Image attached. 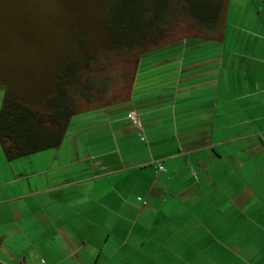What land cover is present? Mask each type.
Segmentation results:
<instances>
[{
    "label": "crops",
    "instance_id": "1",
    "mask_svg": "<svg viewBox=\"0 0 264 264\" xmlns=\"http://www.w3.org/2000/svg\"><path fill=\"white\" fill-rule=\"evenodd\" d=\"M2 154L0 264H264V0H228L221 40L145 55L131 97L73 116L60 147Z\"/></svg>",
    "mask_w": 264,
    "mask_h": 264
},
{
    "label": "trees",
    "instance_id": "2",
    "mask_svg": "<svg viewBox=\"0 0 264 264\" xmlns=\"http://www.w3.org/2000/svg\"><path fill=\"white\" fill-rule=\"evenodd\" d=\"M227 4L228 0H113L104 18L106 34L97 48L91 45L92 37L83 31V22L75 18L67 33L75 36L73 30L76 31L83 51L75 62L70 61L56 70L53 87L47 88L50 92L55 88V91L44 102L43 95L48 93L39 92L37 83L41 79L35 77L39 67L34 61L38 58L34 59L33 55V64L29 63L26 47H44L50 44L49 38L44 40L43 46L38 34L26 23L13 22L11 35L0 32V69L4 67L3 62L11 67L6 68V93L0 110V145L6 159L12 161L60 147L73 116L95 107H90L94 88L107 89L110 79L104 76L107 69L104 62L109 61L112 54L120 52L131 60L138 52V58L131 86L127 82L118 98L106 104L131 97L135 73L145 55L188 37L221 40ZM183 17L188 19V34L173 39L168 30L179 28ZM124 76L127 81L128 75ZM83 98L87 99L86 104ZM87 103L89 105L83 108Z\"/></svg>",
    "mask_w": 264,
    "mask_h": 264
},
{
    "label": "rangeland",
    "instance_id": "3",
    "mask_svg": "<svg viewBox=\"0 0 264 264\" xmlns=\"http://www.w3.org/2000/svg\"><path fill=\"white\" fill-rule=\"evenodd\" d=\"M113 0H0V32L6 35H11L13 32L12 23L16 21H22L26 25L35 31L42 45L44 46V40L49 38L47 48H53L52 51L44 52L37 51L34 47H26L29 56L28 62H31L33 55L34 59L38 57L37 61H34L36 65L41 66L43 69H52L57 63V67H62L67 64L68 61H73L80 56L83 51L81 43L78 39L76 31L73 30L75 36H71L72 33L67 31L71 25V22L78 19L82 21V29L86 32V36L92 37V46L97 48L102 45L103 35L106 34L105 17L106 11ZM186 18V17H185ZM184 17L180 19V24L176 29L168 30V35L173 39L186 37L188 34V19ZM4 22V23H2ZM2 23V24H1ZM68 29V30H67ZM83 34V31L79 29ZM70 44L69 48H66ZM39 48V46H38ZM16 49H19L18 47ZM67 50V52L65 51ZM52 56V57H51ZM51 57V58H48ZM138 58V52L132 59H127L123 53H114L110 57L109 61L104 62L107 69L105 72L106 79H110V83L107 84V89L102 87L94 88L92 103L90 107L100 106L112 101L114 98H118L119 94L124 90L129 82L131 86L132 77L135 71V63ZM128 75L127 81L125 76ZM98 74H96L97 76ZM92 84V77L90 78ZM105 84V87H106ZM109 87V89H108ZM102 94V96L100 95ZM86 104V101H85ZM87 105H83L87 107ZM2 107V106H1ZM0 152L3 150L0 145ZM4 156V153L2 154ZM5 157V156H4Z\"/></svg>",
    "mask_w": 264,
    "mask_h": 264
},
{
    "label": "built area",
    "instance_id": "4",
    "mask_svg": "<svg viewBox=\"0 0 264 264\" xmlns=\"http://www.w3.org/2000/svg\"><path fill=\"white\" fill-rule=\"evenodd\" d=\"M129 117L131 118V120L133 121V123H134L136 126H138L139 129L142 130V127H141V124H140V121H139V118H138L136 112H134V111H133V112H130V113H129ZM145 139H146L145 136L142 135V140H145ZM158 169H159V171H165L164 166H163V165H160V164H159V166H158Z\"/></svg>",
    "mask_w": 264,
    "mask_h": 264
}]
</instances>
